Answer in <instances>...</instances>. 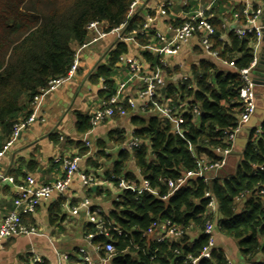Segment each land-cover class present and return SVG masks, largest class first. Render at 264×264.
I'll return each mask as SVG.
<instances>
[{
	"label": "trees",
	"instance_id": "16d2710c",
	"mask_svg": "<svg viewBox=\"0 0 264 264\" xmlns=\"http://www.w3.org/2000/svg\"><path fill=\"white\" fill-rule=\"evenodd\" d=\"M133 1L0 0V151L14 123L29 115L31 99L38 89L46 86L50 79L66 74L73 60L74 48L88 39L85 30L88 23L102 22L107 29L117 27L127 20ZM220 1L217 0L205 12L214 29L212 50L218 53L220 60L233 61L235 69L220 72L209 59L200 61L191 66L182 86L171 80L178 74L177 68L163 69L162 78L167 86L160 97L171 100V105L183 114L181 134H174L172 124H163L156 113L131 117L135 126L131 139L138 140L140 147L126 152L119 151L111 171L105 173L107 179L111 175L123 177L137 184L138 188L139 181L146 179L153 190L138 189L134 192L123 189L113 199L106 220L122 232L121 235L109 231L106 237L96 236L92 240V244L100 248L107 242L114 245L115 255L111 264H182V257L198 258L207 242V237L202 234L207 220L203 216L207 202L204 199L206 191L212 193L217 204V215L208 218L215 222L216 234L236 244L244 264L264 262V121L259 124L260 132L256 134V129H252L245 147L238 149L240 158L232 160L230 173L223 177L218 175L208 184L204 178L192 177L167 200L160 199L167 192L161 180L177 178L182 172L199 170L202 158L216 161L218 158L213 148L222 146L218 140L220 130L232 129L237 124L240 107L238 70L249 66L255 36L252 34L237 38L233 32L223 28V22L217 17L221 13L217 9ZM236 11H241V7H236ZM143 16L139 8L127 21L126 31H139L144 23ZM153 32L151 28L148 36L138 35V46L144 47L151 43ZM127 53L126 43L115 44L107 54L106 64L96 69L93 79L104 81L105 88L99 93L105 99L104 102L115 93L116 64L119 57L127 56ZM140 53L148 68L160 66L157 55L146 50ZM161 104V99L154 100L150 110H155ZM181 104L184 106L180 110ZM192 106L198 107L197 115L191 113ZM91 118L92 115L78 116L76 131L81 135L89 131ZM110 139L117 146L126 140L120 132L112 133ZM78 145L81 148L79 155H86L88 148H82L80 143ZM98 156L109 159L103 149ZM130 162L137 173L127 169ZM12 179L13 184H17V175H12ZM111 182L117 185L116 181ZM87 193L93 194L91 187L87 188ZM245 193L250 196H246L240 205L237 198ZM63 202L58 200L52 204L49 209L50 221L61 215ZM24 216H21L23 225ZM158 219L171 220L186 230L191 228L190 232L173 243L159 244L144 238L143 231ZM84 231L85 235L94 233L95 227L88 224ZM192 232L195 235L193 238ZM126 248L128 251L125 252ZM99 256H104L102 250ZM255 258L261 259L254 262ZM231 263L226 252L217 246L210 259H200L197 264Z\"/></svg>",
	"mask_w": 264,
	"mask_h": 264
},
{
	"label": "built area",
	"instance_id": "2783aa9c",
	"mask_svg": "<svg viewBox=\"0 0 264 264\" xmlns=\"http://www.w3.org/2000/svg\"><path fill=\"white\" fill-rule=\"evenodd\" d=\"M145 0H134L130 6L127 20L117 27L107 29V26L102 22L93 21L88 23L85 30L87 32L88 39L85 43L74 48L73 60L67 70L66 74L50 79L46 86L38 89L36 94L32 97L30 102V112L25 118L18 119L11 130L9 138L6 140L2 150L0 151V161L2 156L13 146L17 141L22 131L29 128L36 120L43 121L39 118V111L43 100L56 89L61 87L64 83L70 81L79 66L81 55L87 52L95 44L107 37L113 38L116 43L137 44V36H148L151 30L152 21L149 16H144V23L139 31H126L128 26V20L135 14V12L142 7ZM186 1L183 0L184 6ZM217 0H212L214 3ZM241 11L237 12L236 8L232 11V17L234 22L224 25L223 28L229 32H233L237 38H244L248 35L255 36V43L252 48V60L248 67L238 70L240 79V89L238 93L239 99V115L237 124L232 129L220 130V136L218 140L222 143V146L213 148L217 160L212 162L206 158H202L199 164V170L182 172L177 178H167L161 180V184L165 186L166 193L160 196L161 200H167L173 192L183 187L188 179L192 177L204 178L206 184L212 179L218 177V174L226 168L229 160L233 156L235 150L236 141L240 131L246 124L253 118L257 110V88H262V98L264 99V84L257 86L254 82V78H258L260 82H264V73L260 72L257 76L254 75V71L257 68L261 54L264 52L262 47L263 29L262 14L264 10V2L260 0H238ZM170 1H166L158 10L160 15L165 16L168 8L171 6ZM211 5L205 8L204 11H195L192 16L184 19L181 24L169 27L167 29V35L159 31H154L151 36L152 42L141 50L149 51L150 53L159 57V67L153 69H147L142 61L136 59H130L128 56L122 55L119 57V64L124 65L127 68L129 78L125 81H120L116 87L115 93L105 102L102 103V107L93 112L90 120L92 132L100 123L107 119L122 118L129 115H149L156 113L159 115L163 124L171 123L174 134H181L180 126L184 123L183 114L179 112L178 108L171 105V100H163L160 97V93L163 95L166 89V81L162 78L163 69H171V65L166 58L175 57L179 54V51L183 46L189 44L190 40L194 37L199 39L200 46L203 52L208 58L218 60L224 66L235 69L233 61L220 60L216 51L212 50V37L214 35V29L209 22V17L205 16V12L210 10ZM138 46V44H137ZM139 79V85L132 88L134 94L126 95V89L130 82L134 79ZM187 75H180L178 78L173 76L171 80L181 86L187 80ZM103 81V80H102ZM161 99V106L156 107L155 110H150V105L154 100ZM139 101V104L137 103ZM184 104L180 105V110ZM191 113L193 115L198 114V107L192 106ZM253 129L255 133L260 132L259 125ZM252 130V129H251ZM87 148L90 147L86 138L83 140ZM140 143L136 139H129L125 143L119 146V151L126 152L133 149H138ZM108 154V152H106ZM79 161L77 156L71 158H58L55 162L61 167L62 176L56 181L48 184H38L33 176H27L24 181L16 186V193L13 199L12 209L3 218L0 224V246L5 240H9L14 237L37 236L39 233L33 227H26L21 222V216L34 213L35 209L40 205L41 201H46L54 194L64 196L67 192L71 179L75 175H79L83 187L90 188L99 183V179L94 175H87L85 173H79ZM7 180L13 184V179L9 176H3L0 174V181ZM109 180L116 181L117 185L115 189L121 191L123 189H130L132 191H150L153 190L150 187V182L146 179H141L140 186L134 182L124 180L123 177L111 175ZM153 194L156 195L154 192ZM263 194V191H261ZM249 197L248 193L242 194L240 198H237V202L241 203L245 197ZM246 197V198H247ZM204 199L206 202L205 211L203 216L205 219L202 234L207 237L206 245L202 248L198 258H191L190 256L182 257V264H197L200 259H210L212 251L217 248L216 245V224L208 218H212L217 215V204L215 197L210 191L204 193ZM81 210H84V215L87 218L88 224H93L95 232L86 234L84 236L88 248H79L77 250V256L81 264H111L113 256L115 255L114 245L107 242L100 246L92 244V240L96 236L106 237L109 231H116L119 235L118 229L106 220L107 213L99 207H92L89 199L85 198L78 206L68 209V212L72 216L79 214ZM191 229V228H190ZM190 229L186 230L173 223L171 220H154L148 228L143 231V237L153 242L173 243L182 239L185 234H189ZM191 237H195L194 232L191 233ZM134 248L140 249L137 245H133ZM128 248V247H127ZM126 248L125 252L128 251ZM102 250L104 256L100 257L99 252ZM93 256L98 257L97 262L94 261ZM68 255L62 256V261H66ZM28 264H44V261L38 255H33L29 258ZM173 264H177L173 263ZM232 264V263H231Z\"/></svg>",
	"mask_w": 264,
	"mask_h": 264
},
{
	"label": "crops",
	"instance_id": "0c3cea01",
	"mask_svg": "<svg viewBox=\"0 0 264 264\" xmlns=\"http://www.w3.org/2000/svg\"><path fill=\"white\" fill-rule=\"evenodd\" d=\"M166 1L172 4L165 16L160 15L159 9ZM212 0H187L184 6L183 0H145L141 10L143 15L149 16L153 31H159L167 35V29L180 24L184 19L192 16L195 11H204L208 5L210 9L214 6ZM238 0H221L217 9L221 10L217 17L224 25L234 22L232 11L239 7ZM214 14L216 12L214 11ZM226 15H231L227 17ZM143 16V17H144ZM208 17V16H207ZM210 18V17H209ZM228 31V30H227ZM117 44L113 38L107 37L98 41L93 50L89 49L81 55L80 63L74 77L64 83L61 87L50 93L42 102L39 111V118L29 128L22 131L13 146L2 156L0 161V174L3 176L17 175V184H0V224L7 213L12 209L13 199L16 193V186L21 184L27 176H33L38 184H48L56 181L62 176L61 167L55 161L58 158H71L79 156V173L95 175L99 183L91 187L93 194L87 193L83 187L79 175H75L69 184L64 196L53 195L46 201H41L34 213L24 216V225L33 227L39 233L37 236H19L5 240L0 246V264H28L29 258L38 255L44 264H81L77 256L79 248H88L85 242L84 227L88 225L84 210L78 215L72 216L68 209L78 206L85 198L89 199L92 207H99L107 214L112 209V201L120 193L115 185L105 176L106 171H111L112 164L119 154V146L110 139V135L120 132L126 138L125 142L131 139L135 126L131 122L132 115L122 118L107 119L100 123L92 132L87 131L83 135L76 131V120L78 116H91L93 112L102 107L105 99L99 93L104 90L102 79L94 80L93 76L100 65L106 64L107 54ZM127 56L130 59L143 61L141 47L137 44H127ZM264 49V41L262 39ZM171 69L177 68L178 78L180 75L188 74L192 65L200 61L215 63L217 70L225 72L230 69L218 60L208 58L203 52L199 39L194 37L189 44L183 46L175 57L166 58ZM144 66L149 69L145 64ZM116 76L114 81L116 87L121 81L129 78L127 68L117 62ZM262 78L264 75H260ZM139 79L134 78L126 89L125 94H134L132 88L139 85ZM135 95V94H134ZM264 101L262 88H257V102ZM139 104V101H137ZM138 116V115H135ZM140 116V114H139ZM257 116L251 120L240 131L235 150L238 151L242 141L247 138L243 130H250V127H257ZM84 138L90 144L86 155H79L80 146L86 147ZM103 149L108 160L98 156ZM108 152V154H106ZM232 156L230 161L234 160ZM228 163V165H229ZM227 165V166H228ZM226 166V167H227ZM127 169L137 173V169L130 162ZM1 183V182H0ZM93 188H96L93 190ZM102 190V191H101ZM99 191L100 194H94ZM58 200H63L60 207L61 215L58 218L49 219V209ZM242 203H240L241 205ZM216 245L222 248L233 264H244L238 253L236 244L218 233L216 234ZM68 255L66 261L62 256ZM95 262L98 257L93 256ZM261 258H255L258 262ZM264 264V262H263Z\"/></svg>",
	"mask_w": 264,
	"mask_h": 264
},
{
	"label": "water",
	"instance_id": "95a60500",
	"mask_svg": "<svg viewBox=\"0 0 264 264\" xmlns=\"http://www.w3.org/2000/svg\"><path fill=\"white\" fill-rule=\"evenodd\" d=\"M262 18H263V26H264V10H263V14H262ZM263 41H264V29H263ZM260 72L264 73V52L261 54V57H260V61H259V64L257 66V68L255 69L254 71V75L257 76ZM254 82L257 86H260L262 85V83L264 84V82H260V80H258V78H254ZM256 116H257V121H258V124L262 123L264 121V101H260V102H257V110H256ZM250 128H255L254 126L253 127H250ZM250 131L251 129L249 130H243V132L246 134L247 138L245 140L242 141V144L239 145L240 146V149H243L247 143V139H248V136L250 134ZM233 156H235V158L237 160H239L240 158V151H237V150H234L233 151ZM1 183L0 184H8L9 182L7 180H4V181H0ZM96 188H93V190H95Z\"/></svg>",
	"mask_w": 264,
	"mask_h": 264
},
{
	"label": "rangeland",
	"instance_id": "374dc122",
	"mask_svg": "<svg viewBox=\"0 0 264 264\" xmlns=\"http://www.w3.org/2000/svg\"><path fill=\"white\" fill-rule=\"evenodd\" d=\"M91 48H93V47H91ZM91 48H90V49H91ZM91 50H93V49H91ZM232 167H233V162L230 161L229 165H228L225 169H223L218 175H219L220 177H223L224 174H226V173H230V172H231Z\"/></svg>",
	"mask_w": 264,
	"mask_h": 264
}]
</instances>
